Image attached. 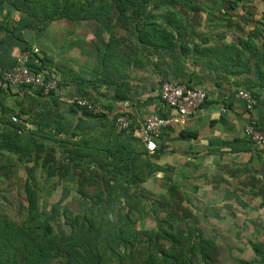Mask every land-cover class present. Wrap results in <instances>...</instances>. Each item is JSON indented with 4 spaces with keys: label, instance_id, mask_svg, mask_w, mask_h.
<instances>
[{
    "label": "trees",
    "instance_id": "trees-1",
    "mask_svg": "<svg viewBox=\"0 0 264 264\" xmlns=\"http://www.w3.org/2000/svg\"><path fill=\"white\" fill-rule=\"evenodd\" d=\"M228 2L230 10L227 11H235L241 1ZM0 6L7 11V20L0 25L3 40L11 38L24 42L22 31L38 32L58 20L90 24L88 27L96 40L91 71L93 80L89 83L94 91L103 87L118 102L139 103L142 97V102H147L158 99V95L153 87L137 78V72H144L143 61L134 57L132 47H126L125 41L114 32L115 28L135 34L140 49L157 57L150 66L155 72L162 70L157 79L158 87L172 78L191 88L200 87L204 82L202 76L187 73L183 65L184 58L191 54L196 59L193 64L196 69H208L219 76L210 79L216 87L220 86L218 79L229 81L232 77L235 80L233 86H244L256 103L259 101L256 90H264V19L254 22L262 33L256 31L246 39L223 46H205L201 38L194 42L193 34L183 31L177 20L178 8L184 6L187 11L191 10L190 0H0ZM162 7L165 10L157 16L155 10ZM12 13L18 15L13 28L7 24L12 21ZM14 32L18 34L13 35ZM106 35L107 39L104 38ZM257 38H261L259 48L251 42ZM39 62L43 64L44 58H39ZM28 67L40 72L43 66ZM31 93L34 95L32 100L36 96L49 99L55 94L42 95L37 90H31ZM69 110L99 120L102 123L99 127L104 131L98 132V127L91 133L86 128L77 137L71 122L54 108H21L14 114V121L6 113L0 114V172L3 171L0 183L7 171L22 163L26 174L23 195L27 215L20 224L0 220V264H55L58 261L61 264H216L208 250V242L200 233L196 235L199 230L181 229V223L192 216L191 206L182 196L170 194L165 199H169L161 207L165 217L158 220L160 226L157 224V229L145 230L138 226L144 209L133 194L140 191L141 185L152 175L153 164L146 150L141 148L142 141L133 137L132 123L127 130L119 128L115 137L112 131H107L108 125L115 124L119 115L127 113L112 112L108 118L74 106H69ZM249 124L258 129L257 124L251 121ZM182 135L191 137L194 134ZM239 141L252 144L248 140ZM64 164L77 177L79 194L89 202L83 215L69 210L63 212L65 218L70 216L72 232L69 234L43 224L35 187L38 181L34 177L35 170L40 168L44 176L53 178ZM96 175H99L97 180ZM261 178L256 181H264V174ZM240 183L243 188L250 185L245 181ZM90 187L93 188L91 192L88 191ZM237 193L247 195L249 202L261 197L259 208H263L264 192H255L252 188L245 192L241 187ZM147 201L150 208L153 206L149 214L159 212L150 199ZM96 210L101 213V221L95 224L89 216ZM118 213H122L121 221H116ZM174 218L178 225L172 222ZM79 222L85 227V238H78L73 229ZM251 250L252 262L237 260L236 263L264 264V239L254 242Z\"/></svg>",
    "mask_w": 264,
    "mask_h": 264
},
{
    "label": "rangeland",
    "instance_id": "rangeland-1",
    "mask_svg": "<svg viewBox=\"0 0 264 264\" xmlns=\"http://www.w3.org/2000/svg\"><path fill=\"white\" fill-rule=\"evenodd\" d=\"M190 2L191 10L189 11L184 6L178 8L177 20L182 24L183 31L193 34L192 38L194 42L201 38L205 46H223L232 41H237L238 38H247L250 34L249 32H254L255 30V26L252 25L254 23L253 18L234 15L232 11H229V14L226 12V10H230L228 0H225V2L223 0H190ZM163 10H165V7L155 10L157 16ZM17 16L16 13L11 14L12 21L7 23L9 27H15L12 24H17ZM5 20H7V11L4 6H0V25L6 22ZM187 21H189L188 24ZM89 25L58 20L38 32L24 30L21 34L22 41H24L21 47L23 46L29 49L36 48L38 50L37 57L44 58L46 68L48 70L53 69L52 71L55 72L54 74L58 80H64V77H67L68 74L72 76L75 70L86 67L90 69V65L93 64L95 59L93 45L96 39L94 38V32L88 27ZM114 30L116 35L121 36L122 41H125L124 44L127 48L128 46L132 47L134 57H138L143 61L144 67L142 66V70L144 72H137V78L143 84L153 87L156 94H158L157 85L159 84L157 79L160 77L162 70L160 69L155 72L150 66V64L156 62L157 57L141 50L136 42V35L132 32L121 28H115ZM88 31H90V34H87ZM15 34L18 33L14 32L13 35ZM107 37L106 35L104 38L107 39ZM194 58L191 54L187 55L183 60V65L187 73L194 72L196 76H202L204 82L200 84L199 88H203L206 92L207 90L215 91L216 99L221 107L222 103L224 105L237 104V102L233 103V101L231 103V99L236 92L245 89L244 86H233V84L235 85V80L230 77L228 78L229 81L222 78L218 79L220 86L216 87L210 79L212 80L219 76L208 69H196L193 65L196 60ZM62 60L70 67V71L60 67L64 75L57 70ZM49 66L50 69L48 68ZM73 67L76 68L73 70ZM207 79H209L208 82H206ZM163 82L186 84L174 78ZM134 85L136 86V84ZM63 87L60 91H56L54 97H49L47 100L41 99L43 101V109L51 110V108H54L57 112L62 108L69 110V106H65L62 102H59L60 99L57 100V95L60 98V92L67 89V87ZM259 106L264 107L262 104ZM249 147L254 151L261 150L264 154V146H253L249 144ZM252 158V160L248 159L250 162H248L245 168L242 167V164L245 165V163L240 164L241 168L237 172L246 174L241 179L235 182L230 180V183L227 181L230 184L228 186V184L222 182L220 179L215 178V182L218 183L214 182L215 184L212 186L215 188L219 187V190L217 189V192L212 191L210 193L203 191L202 194L192 192V187H186L184 184L178 183L182 180L180 177H176L175 179L172 176H165L169 169L167 171L161 169L165 177L159 180L153 175V167L152 175L141 185L140 191L133 194L144 209L141 216L142 220L137 222L138 226H142L141 228L145 230L157 229L160 226L158 220L165 217L164 209H161L162 205L169 200L165 199L170 194L176 197L182 196L185 203L191 206L190 211L192 216L181 223V229L186 230L189 227L195 230L198 229L199 232L196 231V235L200 233L208 242V250L216 264H237V260L252 262L254 259L251 250L253 243L264 239V206L261 209L259 208L263 199L258 197L249 202L246 198L247 195L239 196L237 195L238 193L221 191L222 188L228 189L234 184L235 190H240L242 187V190H245V192L251 188L258 193L264 192V181L259 183L256 181V178L262 180L261 176L264 174L263 162H260V159L257 157ZM240 169H244L243 173ZM2 173L3 171L0 172V174ZM251 176L255 179H251ZM34 177L38 181L35 187L38 205L41 211L40 218L43 224L52 226L56 231L63 234H69V232H72V226L69 225L71 223L70 216L67 215L65 218L63 212L69 210L73 214L83 215L89 206V202L81 197L78 192L77 177L73 175L70 167L65 164L61 165V172L59 171L53 178L44 176L40 168L35 170ZM95 178L97 180L99 175H96ZM25 179L26 174L24 173L22 163L17 164L10 171H7L5 178L1 179V221H6L9 224H20L26 218V201L23 195ZM241 181L250 184L249 187L243 188L241 183L240 186H236V183ZM212 186L210 188L215 190ZM92 190L93 188L90 187L88 191L91 192ZM147 199H150L151 205H154L159 210L156 214L153 213L154 216L148 212L153 206L150 208ZM121 215L122 213L115 215L116 221H121ZM89 218L95 224L98 223L101 221L100 211L96 210L94 215L89 216ZM134 218L138 219L139 216H134ZM172 222L178 225V221L175 218ZM73 229L78 235V238L87 237L84 231L85 227L82 226L81 222L75 224ZM177 229L180 228L177 227ZM55 264H61V262L58 261Z\"/></svg>",
    "mask_w": 264,
    "mask_h": 264
},
{
    "label": "crops",
    "instance_id": "crops-1",
    "mask_svg": "<svg viewBox=\"0 0 264 264\" xmlns=\"http://www.w3.org/2000/svg\"><path fill=\"white\" fill-rule=\"evenodd\" d=\"M240 1V7L232 11V14L253 18L254 22L264 19V0ZM226 12L229 14V11L226 10ZM252 25L255 26L254 32L257 31L262 33V31L259 30L260 26L256 25V23ZM249 33L252 34L253 32ZM87 34H90V31H88ZM239 40L240 38H238L236 42ZM251 42H253L252 45L259 48L261 38L252 39ZM21 44L23 43L10 38H5L3 40V35L0 33V72L10 69L14 65L15 59L22 51L20 49L23 47H21ZM37 55L38 50L34 53L33 57L28 60V66L42 65L46 68V62L41 64L39 62V58L41 57H37ZM58 66V72L63 75L64 72L60 67L70 71L69 65H67L64 60H62L61 64ZM43 67L40 71L52 74L55 73L52 71L53 69L48 70L46 68L45 70ZM75 68L76 67H73V70ZM92 68V65H90V69L86 67L75 70L72 76L66 73L68 76L64 77V80H59L58 91H60L63 86V88L67 87V89L62 90L59 95L61 97L76 96L86 98L96 102V104H99L104 109L109 110L111 115L112 112H126L134 128V133L132 135L139 140H141L139 130L147 116L158 115L164 117L173 113L160 101L159 87L158 94H156L158 95V99L142 102V97L139 103L134 104H129L128 102L122 103L112 99L110 92L103 87H98L94 91L89 83L93 80L91 75ZM256 92L259 101L256 103L253 110L245 111L242 103L235 98L234 94L231 103L233 101V103L237 102V104L224 105V103H222L221 107L216 99L215 91L207 90L205 104L196 114L188 117L181 126L175 129L163 130L159 139L152 141L148 146L141 142V148L146 150L149 159L153 163V175L159 180L165 176H172L175 179L176 177H180L182 180L178 183H182V185L184 184L186 187H192V192L202 194L203 191L210 193L212 191L217 192V189L219 190V187L215 188L212 186L218 183L215 182V178L220 179L226 184H228V182L230 183V180L235 182L241 179V177L246 175L243 173L244 169H240L243 174H240L241 172H237V170L241 168V163H245V165L242 164V167L245 168L248 162H250L248 159L252 160V157H257L260 159V162L264 164V154L261 150L254 151L250 149L249 145L239 141L248 140L243 133V129L246 123L249 124V121L257 124L260 128H258V130L264 133V107L262 108L259 106L260 104L264 105V100H262L264 98V90L258 89ZM33 96L31 90L9 86L0 94V114L6 113L8 118L10 117L11 120H13L14 114H18L21 108L25 110L42 108L43 99L41 100V98L36 96V98L32 100ZM57 100H59L58 95ZM62 104L64 103L62 102ZM64 105L68 106L66 104ZM221 109H226L227 112L221 113ZM58 113H60L66 121L71 122L72 130L77 137H79L86 128L90 129L91 133H94L96 128L102 124L97 119H89L81 116L79 112H71L70 110L62 108ZM108 118H111V116ZM26 126L27 128L29 127L28 124H26ZM108 129L110 130L109 132L112 131V134L114 133V137L118 134L119 127L116 123H112V126L108 125L107 131ZM100 131H104V129L99 127L98 132ZM184 133L194 135L187 137L182 135ZM161 169H163V171L169 170L166 172V175L163 176L164 172H162ZM211 186L215 188V190H212L210 188ZM228 186H230V184H228ZM236 186H240V182L236 183ZM221 191H230L237 194L234 184L228 189L222 188Z\"/></svg>",
    "mask_w": 264,
    "mask_h": 264
},
{
    "label": "built area",
    "instance_id": "built-area-1",
    "mask_svg": "<svg viewBox=\"0 0 264 264\" xmlns=\"http://www.w3.org/2000/svg\"><path fill=\"white\" fill-rule=\"evenodd\" d=\"M36 52L35 48L22 50L15 59L13 66L0 72V94L9 86L25 87L29 91H41L42 95H49L58 91L59 80L55 74L44 71L36 72L28 67V60ZM235 98L242 103L245 111L253 110L256 105V100L248 90H239L236 92ZM59 99L60 102L68 106L85 109L94 115L111 116L109 110L86 98L69 96ZM159 99L173 113L164 117L149 115L145 118L139 131L141 141L147 146L152 141L158 140L163 130L175 129L181 126L188 117L196 114L205 104L206 91L203 88L188 87L186 84L164 82L159 87ZM226 112V109H221V113ZM116 124L121 130H127L131 122L126 114H121L117 117ZM243 133L253 145L264 146V133L252 125L246 124Z\"/></svg>",
    "mask_w": 264,
    "mask_h": 264
}]
</instances>
